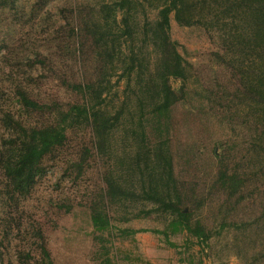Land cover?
Masks as SVG:
<instances>
[{"label": "rangeland", "instance_id": "obj_1", "mask_svg": "<svg viewBox=\"0 0 264 264\" xmlns=\"http://www.w3.org/2000/svg\"><path fill=\"white\" fill-rule=\"evenodd\" d=\"M102 1L0 0V142L14 135L8 113L41 126L81 101L72 84L97 77L100 64L82 17L96 14ZM224 1L190 0V10L205 16L192 25L171 15L186 78H171L180 99L168 114L153 115L152 98L135 75L128 90L118 74L110 78L112 112L125 103L113 153L100 154L89 126L68 129L66 143L44 158L25 193L9 186L0 158V264H264L263 112L250 91L264 64L259 47L238 42L251 29L241 14L226 12ZM144 15L136 17L143 22ZM18 87L53 109L29 114ZM141 126L149 146L169 140L183 205L208 238L175 229L167 212L143 215L151 204L132 201L105 203L113 227L95 229L90 207L105 188L103 175L109 167L119 175L117 159L139 144L126 129ZM222 173L240 181L237 191L224 186Z\"/></svg>", "mask_w": 264, "mask_h": 264}, {"label": "trees", "instance_id": "obj_2", "mask_svg": "<svg viewBox=\"0 0 264 264\" xmlns=\"http://www.w3.org/2000/svg\"><path fill=\"white\" fill-rule=\"evenodd\" d=\"M224 2L226 12L241 14L245 21L243 23L251 29L239 35L238 42L259 47L264 64V0ZM193 5L190 0H103L96 14L90 17L83 14L84 32L99 49L97 77L72 84L82 99L68 109L59 108L57 122L30 127L14 119L11 113L7 114L6 126L14 135L0 142V158L9 186L15 192L25 193L32 189L44 158L66 143L68 129L79 125L89 126L94 135V146L100 154L105 156L113 153L111 148L115 127L125 113L124 102L114 113L110 108L114 100L110 78L114 75L118 74L119 81L126 80L125 90L131 85L134 75L141 79V91L152 98L153 115L159 118L168 114L173 104L180 99L170 80L172 77L186 78L183 55L170 35L171 15L174 13L176 20L186 25L200 22L205 16L202 11H196V14L192 12L190 8ZM140 10L145 14L143 22L136 17ZM148 10L155 11V16L151 17ZM255 78L250 91L262 108L264 130V65L260 75ZM17 93L19 102L31 115L35 112L45 114V108L53 109L32 99L25 89L18 87ZM126 133L131 137L134 147L135 140L139 144L132 154L126 151L117 159L122 169L119 175L111 167L103 175L105 188L100 200L94 199L90 207L95 229L103 231L113 227L105 203L132 201L142 202L144 207L146 203L151 204L152 207H145L141 211L143 215L167 212L172 215L171 224L175 229L183 228L198 237L208 238L209 233L199 222L193 225L192 214L183 205L169 140H161L152 147L147 143L148 136L143 126L140 130L126 129ZM221 177L228 179L223 184L231 193L240 187V181L235 177H227L224 173ZM42 250L50 255L44 243Z\"/></svg>", "mask_w": 264, "mask_h": 264}]
</instances>
